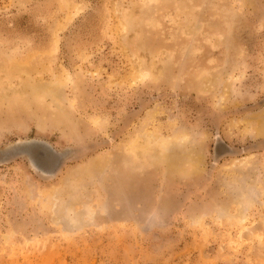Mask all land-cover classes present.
Instances as JSON below:
<instances>
[{
	"label": "rangeland",
	"instance_id": "rangeland-1",
	"mask_svg": "<svg viewBox=\"0 0 264 264\" xmlns=\"http://www.w3.org/2000/svg\"><path fill=\"white\" fill-rule=\"evenodd\" d=\"M0 264H264V0H0Z\"/></svg>",
	"mask_w": 264,
	"mask_h": 264
}]
</instances>
